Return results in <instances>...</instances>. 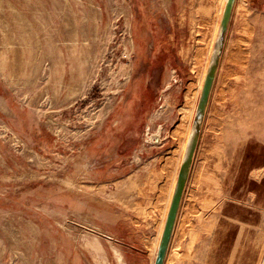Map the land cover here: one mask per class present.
I'll return each mask as SVG.
<instances>
[{"label": "rangeland", "instance_id": "obj_1", "mask_svg": "<svg viewBox=\"0 0 264 264\" xmlns=\"http://www.w3.org/2000/svg\"><path fill=\"white\" fill-rule=\"evenodd\" d=\"M206 1L0 0V264H120L142 246L136 195L169 154L177 170L204 69L186 65L191 94L158 109L153 4L188 22ZM160 122L166 143L136 151ZM263 165L264 0H236L163 264H264Z\"/></svg>", "mask_w": 264, "mask_h": 264}, {"label": "crops", "instance_id": "obj_2", "mask_svg": "<svg viewBox=\"0 0 264 264\" xmlns=\"http://www.w3.org/2000/svg\"><path fill=\"white\" fill-rule=\"evenodd\" d=\"M225 1L226 0L223 1L217 19L215 18L216 11L212 10L215 7V4H213V0H207L205 3H202L200 5L199 9L201 12H199V14L197 15L198 17L191 14L188 16V22H186L187 15L183 13H179L178 15H176L177 19L173 20V18H171V15L167 13L165 9H162L161 5L153 4V12H154L153 27L156 26L157 29H152V30L149 29L151 30L149 32L151 34V38L148 44V49H149L148 54L144 58L145 59L144 64H146L145 72H146V76L148 77L147 78L148 80L150 78L149 72L151 70H152L151 72L153 73H156V71L160 73L158 79V88H159L158 109L159 110L165 111L166 109H169L171 107L174 108L175 107L174 102H176L178 98L181 96L182 91H183L182 95L184 98L187 95V93L184 94V90L188 91V95L191 94L189 90L194 88L193 81L195 79L193 78L190 79V77L185 75L186 65H188L189 71L192 68H196V69L200 67L204 68L202 80L198 92V97H199L202 82L208 67L210 55L219 28V23L222 16ZM211 14L213 15L212 17H210ZM215 19L217 20L216 26H215ZM197 25L202 27L200 31L198 30ZM187 27H188V31H187ZM181 30L186 34L183 36L184 38L178 39L176 34L178 32L181 33ZM211 30L213 31L211 32ZM193 32L196 33V39H198L197 44H193V40H192ZM209 35L212 36L210 50L208 48V43H203V41H205L206 39H210ZM178 42H180V44ZM189 42L192 44V48H194V51H192L191 53V59H189V61L187 62L186 59L180 55L184 51L185 45H187ZM224 45H223V49H224ZM162 56L163 57L165 56V58H163ZM189 82L192 84V86L191 84H189ZM203 122H204V118H203ZM165 126H166L165 122L158 123L156 129L153 131V133L156 136H158V138L152 142H150L149 139L147 140L145 138L142 144L136 146L137 147L136 151L139 152L141 149H144L146 147V143H149L150 146L153 147H162L166 143V141L170 138V131L163 132ZM149 129L150 127H147L148 131ZM201 130H202V126H201ZM147 134L150 135L152 134V132H147L146 135ZM187 136L188 133L186 135L184 146L180 155L178 168H176L177 170L175 171V164H176L175 153L169 154L167 158L164 159L160 158L161 159L160 166L158 167L157 170L154 169L155 172L154 170L152 171V174L154 173V177H152V175L148 176L149 180L142 185V189L139 191V194L136 195L135 202L137 203L138 207H140L138 212L139 216L137 217L139 218V222L141 223V225L144 226V229H142V232L140 233V235H138L136 240L138 241V244L142 246L141 247L133 246L126 250H121L119 254L120 264H153L158 242L162 233L170 200L176 183L178 170L182 161ZM122 149H123V144L118 143L115 145L114 150H112L109 155H106L107 156L106 159L108 161V163H106V169L107 166H109V162L112 163L114 159L117 160L118 158H120L121 154H124L122 153L123 151ZM193 160H194V156H193ZM191 168H192V164L189 169V174ZM111 172H112L111 174H109V171L106 172L107 173L106 184H110V189L109 186L106 185V188L108 189L106 190V198H105L106 203L112 208V203L113 200L115 199V203H120V205L118 206L123 207L122 201L125 198L124 188H123L124 183L121 180V178H123L124 176V175L121 176L123 174V170L116 169L115 173H113V171ZM117 176H121L120 181L118 179V182L113 184V180ZM154 242H156V244L153 253L151 250L153 248L152 243Z\"/></svg>", "mask_w": 264, "mask_h": 264}, {"label": "water", "instance_id": "obj_3", "mask_svg": "<svg viewBox=\"0 0 264 264\" xmlns=\"http://www.w3.org/2000/svg\"><path fill=\"white\" fill-rule=\"evenodd\" d=\"M236 0H226L219 23L216 39L210 55L208 67L202 82L199 97L192 118L190 130L187 136L186 145L182 161L178 170L176 183L170 200L168 212L165 218L162 233L158 242L153 264H163L170 243L171 235L175 225L182 194L186 185L189 169L192 164L195 148L200 134L205 110L208 104L210 92L219 65L223 45L226 39L229 22L232 16L233 7ZM152 142L158 138L154 133L148 135Z\"/></svg>", "mask_w": 264, "mask_h": 264}]
</instances>
